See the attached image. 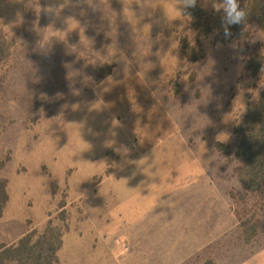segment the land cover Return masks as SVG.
I'll return each mask as SVG.
<instances>
[{"label": "rangeland", "instance_id": "374dc122", "mask_svg": "<svg viewBox=\"0 0 264 264\" xmlns=\"http://www.w3.org/2000/svg\"><path fill=\"white\" fill-rule=\"evenodd\" d=\"M211 3L196 4L210 21ZM187 8L0 0L9 49L0 65L9 193L0 240L52 224L70 243L90 242L122 227L126 212L161 211L168 196L183 211L206 209L196 213L207 226L190 264H236L264 245V201L244 185L237 134L264 91V29L252 23L247 36L222 41L195 29Z\"/></svg>", "mask_w": 264, "mask_h": 264}, {"label": "crops", "instance_id": "0c3cea01", "mask_svg": "<svg viewBox=\"0 0 264 264\" xmlns=\"http://www.w3.org/2000/svg\"><path fill=\"white\" fill-rule=\"evenodd\" d=\"M139 200L144 205L146 197ZM176 200V197L168 196L161 199L157 203L162 205L161 211L126 212L122 227L107 235L96 232L90 242L70 243V239L64 236L57 253L58 264H190L189 260L200 251L197 243L205 236L207 226L196 213L206 209L190 206L189 212L183 211L179 205L174 206ZM0 243L13 245L3 239ZM214 262L223 264L217 260ZM236 264H264V245L243 258L239 257Z\"/></svg>", "mask_w": 264, "mask_h": 264}, {"label": "trees", "instance_id": "16d2710c", "mask_svg": "<svg viewBox=\"0 0 264 264\" xmlns=\"http://www.w3.org/2000/svg\"><path fill=\"white\" fill-rule=\"evenodd\" d=\"M242 8L248 12L245 23L228 26L229 36H225V25L222 23V13L213 12L215 18L211 21L200 7H189L185 12L195 29L205 27L207 31L216 30L222 41L245 37L249 34L252 23L259 24L264 29V0H240ZM207 19L208 23H203ZM9 57V49L5 42H0V65ZM247 70H252V60H249ZM239 136L238 153L244 160V185L251 193L259 195L264 201V91L259 101L249 106L244 121L237 128ZM2 164H0V170ZM9 201L8 183L0 179V218ZM260 210L264 207L260 202ZM254 238L258 227L254 228ZM37 237V239H35ZM63 245V233L60 228L49 226L38 236L37 231L28 233L13 245L0 243V264H58L57 253ZM205 264H215L209 260Z\"/></svg>", "mask_w": 264, "mask_h": 264}, {"label": "clouds", "instance_id": "9594fccd", "mask_svg": "<svg viewBox=\"0 0 264 264\" xmlns=\"http://www.w3.org/2000/svg\"><path fill=\"white\" fill-rule=\"evenodd\" d=\"M185 7H195L197 0H181ZM212 9L222 13V23L225 25V36H229L228 26L241 25L246 22L248 12L241 7L240 0H212Z\"/></svg>", "mask_w": 264, "mask_h": 264}, {"label": "built area", "instance_id": "2783aa9c", "mask_svg": "<svg viewBox=\"0 0 264 264\" xmlns=\"http://www.w3.org/2000/svg\"><path fill=\"white\" fill-rule=\"evenodd\" d=\"M125 247L127 248L128 246H127V245H125Z\"/></svg>", "mask_w": 264, "mask_h": 264}]
</instances>
